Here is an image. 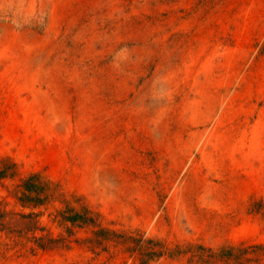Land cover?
<instances>
[{"label":"rangeland","instance_id":"obj_1","mask_svg":"<svg viewBox=\"0 0 264 264\" xmlns=\"http://www.w3.org/2000/svg\"><path fill=\"white\" fill-rule=\"evenodd\" d=\"M0 264H264V0H0Z\"/></svg>","mask_w":264,"mask_h":264}]
</instances>
